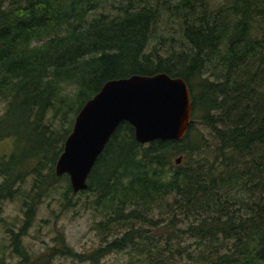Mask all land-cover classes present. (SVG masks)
<instances>
[{
  "label": "trees",
  "instance_id": "obj_1",
  "mask_svg": "<svg viewBox=\"0 0 264 264\" xmlns=\"http://www.w3.org/2000/svg\"><path fill=\"white\" fill-rule=\"evenodd\" d=\"M112 1L0 0V142L13 140L0 207L33 178L25 223L9 228L18 264L52 257L22 236L63 179L64 205L92 195L98 230L120 232L86 254L65 244L80 261L130 250L146 264H264V0H118L100 11ZM158 72L189 85L185 137L142 144L122 122L75 193L55 166L80 109L109 80ZM177 232L194 244L174 243Z\"/></svg>",
  "mask_w": 264,
  "mask_h": 264
},
{
  "label": "water",
  "instance_id": "obj_2",
  "mask_svg": "<svg viewBox=\"0 0 264 264\" xmlns=\"http://www.w3.org/2000/svg\"><path fill=\"white\" fill-rule=\"evenodd\" d=\"M193 113L188 83L165 72L134 74L107 81L77 114L56 162V174H68L74 192L88 187V177L117 127L129 122L135 137L182 140ZM182 157L175 159L180 164Z\"/></svg>",
  "mask_w": 264,
  "mask_h": 264
},
{
  "label": "rangeland",
  "instance_id": "obj_3",
  "mask_svg": "<svg viewBox=\"0 0 264 264\" xmlns=\"http://www.w3.org/2000/svg\"><path fill=\"white\" fill-rule=\"evenodd\" d=\"M118 5V0L109 3L107 9L111 10L112 6ZM5 111V103L0 106V118ZM49 112L48 116H51ZM13 148V140L6 139L0 142V159L4 155L11 153ZM0 181L2 178L0 176ZM33 178L30 176L25 183L21 184V192L19 197L14 200H6L2 202L0 207V264H18L20 258L13 251L11 234L9 228L19 232L20 226L24 225L26 220V210L23 201L24 198L29 203L32 202L30 192L32 190ZM67 182L61 180L51 190L48 197L43 198L41 202L34 203V215L32 222L26 233L22 236L24 246L33 255L49 254L52 257L47 264H92L90 261H80L78 257H72L65 250V244L70 246L74 252L86 254L94 251L96 248L105 244V238L108 236L112 240L117 233H110L106 230H98V221L103 220L98 210L90 206L92 195L79 194L74 195L75 205H64ZM79 192V191H78ZM77 193V192H75ZM23 199V201H22ZM147 233L151 235L157 234V228L153 226H145ZM177 232L174 243L179 240L184 244H191L194 239L188 238ZM11 244V245H10ZM194 244V243H193ZM194 246V245H193ZM178 264H197L188 258L178 259ZM94 264V263H93ZM98 264H146L141 260L135 252L130 250L115 251L104 258Z\"/></svg>",
  "mask_w": 264,
  "mask_h": 264
}]
</instances>
